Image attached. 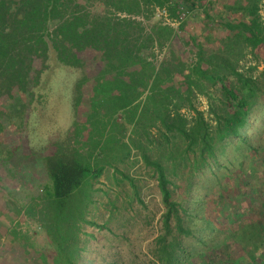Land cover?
Segmentation results:
<instances>
[{"label":"trees","instance_id":"trees-1","mask_svg":"<svg viewBox=\"0 0 264 264\" xmlns=\"http://www.w3.org/2000/svg\"><path fill=\"white\" fill-rule=\"evenodd\" d=\"M262 10L264 0H0V163L36 161L48 181L47 213L39 212L49 215L55 256L41 253L36 264H81L79 222H89L93 186L105 167L116 181L134 184L122 168L135 156L156 179L164 206L153 264H192L183 240L193 234L186 204L200 216L210 191L199 184L215 179L220 190L230 152L246 177L264 173V147L250 142L251 129L242 133L264 121ZM53 63L81 72L77 121L63 141L35 151L24 135ZM6 120L24 132L19 140ZM200 194L204 200H191ZM233 237H254L255 253L242 247L254 263L264 252V221L247 220ZM205 248L203 264L236 262Z\"/></svg>","mask_w":264,"mask_h":264},{"label":"rangeland","instance_id":"rangeland-1","mask_svg":"<svg viewBox=\"0 0 264 264\" xmlns=\"http://www.w3.org/2000/svg\"><path fill=\"white\" fill-rule=\"evenodd\" d=\"M161 57L162 54H159L158 59ZM80 77V71L53 63L44 74V84L38 90L42 97L34 104L26 135L21 129L13 131L6 120L8 135L16 141L24 135L35 151L42 150L53 141H63L77 121L73 101L75 83ZM197 105L199 109L206 110V98L200 97ZM262 122L253 123L254 127L247 126L242 133L249 134L248 130L251 129L250 142L264 147V134L261 135L260 130ZM228 160L233 164L224 170L226 180L221 182L220 190L215 179L203 180L209 176L208 172L202 178L204 182H199V185L210 186V191L205 195L207 202L200 204V216L195 218L193 206L186 204L192 214L189 224H192L193 234L183 240L189 255L186 261L192 264H203L205 247L217 249L220 252L218 259H228L230 255L236 261L234 264L250 262L243 254V246L247 251L254 250L251 253L257 251L254 237H245V241L239 243L233 233L247 220L264 221V173H253L250 179L240 171L242 167L238 165L233 152L223 162ZM132 161L120 167L124 166L122 169L134 180V184L122 178L116 181L112 177V170L105 167L104 174L93 186L94 202L88 206L85 216L89 222H79L81 264L155 263L152 252L155 239L162 230L164 206L156 179L138 156ZM236 179H241V184H237ZM46 183L44 171L36 161L28 162L25 166L0 163V264H36L41 253L49 261L55 256L48 231L49 215L39 212L47 213L41 200ZM250 186L259 190L254 192ZM137 191L140 201L135 196ZM203 196H192L191 200L201 201L204 200ZM175 197L180 201L184 195L178 192ZM201 209H204L203 214L212 224L206 223ZM241 235L248 236L247 233ZM212 243L218 244L213 246ZM227 263L232 264L230 260ZM249 264H264V252Z\"/></svg>","mask_w":264,"mask_h":264}]
</instances>
